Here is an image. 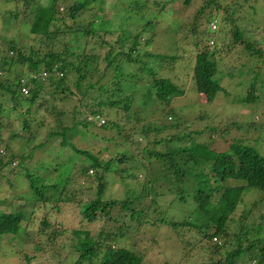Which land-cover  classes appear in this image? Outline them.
<instances>
[{
    "label": "trees",
    "instance_id": "obj_1",
    "mask_svg": "<svg viewBox=\"0 0 264 264\" xmlns=\"http://www.w3.org/2000/svg\"><path fill=\"white\" fill-rule=\"evenodd\" d=\"M0 1H15V7L6 11L8 19L15 21L22 19L23 15L27 16L29 20L31 19V32L37 38L36 43L28 45L10 40L7 43V51L0 54V124L3 122L5 111H8L7 116L14 112L16 118L10 122H19L18 131H15L14 135H21L27 141H32L39 137V131L43 127L42 118L37 119L35 114L41 109L52 112L58 123L51 124L48 137L61 136L62 146L70 145L75 152H81L85 159L80 163L78 172L89 177V170L95 171L97 182L95 195L88 201L79 200L73 192L68 195L65 191L70 176L65 178L64 175L57 173L60 169L59 164H56V168L51 172L43 173L36 169L38 162L33 166L28 164V159L33 158L32 151L29 155L15 151L8 142L12 135L6 139L0 137V192L3 179L8 181L9 187H15L16 178L12 176L20 175L25 178L32 193L29 199H22L17 195L0 199V235H10L1 238L0 255H4L1 246L3 243L7 245L19 239L25 243L37 237L34 233V221L40 212L39 224L44 228L41 232L45 233L46 229L50 228L49 242L57 241L62 231L51 222L55 217L54 211L61 210L64 203L76 201L79 202V211L85 220L94 222L102 214L103 217L110 219L109 222L116 223L118 231H107L103 227L99 236L93 238L89 231L73 230L76 236L71 251H75L76 255L72 264H144L145 254L141 255L124 245H113L118 237H128L134 228L135 231L139 228V225L141 227L144 224L156 223H166L176 229L181 226L197 228L199 235H202L199 241L208 240L207 248L214 253L212 264H264V155L259 151L258 145L252 144V141L264 134V123H259L258 119L248 122L233 120L231 125L242 130V133L235 135L228 149L221 150L213 146L214 137L211 136L218 131L217 124L207 125L202 129L194 128L190 135L198 137L210 134V141L195 140L192 137L185 147L184 144L180 146L182 140L178 134L169 132L178 126L172 119L173 117L175 119L172 111L163 119L152 120L153 115L157 116V113L146 111L148 106H152L153 102L150 104L152 100L158 106L159 103L169 102L171 98L182 93V89L170 77L159 75V71L156 70L160 64L158 60L161 58L165 62H174L179 57L183 59L184 55L150 51L148 47L156 33L154 26L148 36H143V32L153 24V20L150 19L142 28L139 26L137 29L130 22V19L134 18L131 11L145 6L140 1L135 0L133 8L129 7L127 9L129 12H124L122 18L126 21L119 24L115 23L114 19L119 18L120 13L116 12L114 18L103 13L106 0H47L46 4H42V0ZM171 1L155 3L158 9H161ZM183 1L184 6H188L193 0ZM62 3L66 4L63 9ZM20 4L24 5L23 11L19 8ZM212 4H218L217 7L220 8L219 0H204L199 13L204 12ZM237 6L236 3V6L231 8V13H238L240 8ZM248 7L250 11L247 12L250 16L253 13L255 15L257 10L255 6L249 3ZM137 13L141 14L139 11ZM250 16L247 20H251ZM208 17L211 24L216 14L211 12ZM225 19L233 21L229 17ZM216 22L219 23L218 19ZM114 23L116 28L113 26ZM218 29H212L211 26L209 28L214 33ZM262 30L264 38V26ZM232 34L235 41L240 40L252 54L250 56L256 60H253L251 65H245L247 71L252 72L253 80L246 94L242 96V101L252 105L263 103L264 91L258 84L260 82L263 84L264 80V68L261 65L264 64V48H257L254 42L244 39L240 24L232 27ZM198 39L196 44L199 45L201 38ZM220 42L216 34L209 35L208 43L197 52L193 64L192 78L197 90L204 94L208 102L213 101L223 90L221 76H218L221 74L220 61L217 59ZM109 70L111 73H108ZM145 71H148L151 80L144 85L146 87L142 96L144 100L140 104L143 108L141 110L137 108L139 113L137 111L135 113L131 108L137 107L138 104L134 101L131 89L139 86L140 77L135 79L136 75L138 77ZM107 76L109 82L105 83L103 80ZM128 83L130 93L125 90ZM23 87L27 88V93L23 91ZM96 92L109 94L106 99L103 96L96 97L97 101L88 105L86 99L89 100ZM75 96L71 111L73 122L69 125L64 122L66 111L60 109L58 103ZM83 107L87 111L81 110ZM115 107L121 108L124 112L123 116L116 120L105 118V122L98 125L97 121L89 118L90 115H102L105 109ZM78 115L81 118H78ZM172 115L173 117L169 118ZM147 118L148 121L143 122ZM93 126L101 128L102 136L96 132L97 136L95 138L91 136L92 140L99 145L101 140L108 139V146L103 149L109 154L118 145L119 137H126L125 142L138 146L142 144V140L154 137L153 146L145 144L141 148V153L147 155L152 163L151 167L149 165L147 167L145 162L144 166H140L146 168L144 184L152 185L151 188L148 187L143 194L133 193L130 189L127 195L107 199L103 197L107 180L100 169L108 172L113 166L112 163L116 161L129 163L130 165L123 167L120 172L123 173V178L133 177L130 169L135 161L132 163L131 161L136 157L130 150H124L103 163L90 148H77L76 140L67 136V132L79 127L93 133L90 131ZM107 127H111L110 130ZM164 130L166 134L160 137ZM103 132L110 135L106 136ZM135 135H138L137 139H134ZM100 137L102 139L97 142L96 139ZM176 139H179L180 143L170 146V143L177 141ZM148 141L150 142V139L147 143ZM1 144H4V147ZM16 161H19L18 165ZM156 162L160 165L155 166ZM162 169L167 170L164 177ZM164 180L170 185L167 192L178 194V200L182 203H187L190 198L195 204L192 212L183 221L157 216L163 199H159V194L153 192V189L155 184H162ZM252 188H257L260 196L249 209L243 210L238 219L236 216L244 202V194ZM220 190L222 193L217 197ZM256 214H259L258 221L253 219L254 224L247 222ZM127 218L134 224L129 225ZM239 221L241 223L238 225ZM210 227H214L215 230L210 232ZM251 228L256 232L252 233ZM232 235L235 237L236 246L227 250ZM214 237H217L216 241L213 240ZM219 238L220 242L217 241ZM245 242H248L246 246ZM38 244L47 254L48 245L44 242ZM223 249L225 253L222 252ZM21 251L23 248L16 253L19 255ZM221 254L224 256L221 257ZM26 257L30 262L28 253ZM214 257L217 259L214 260Z\"/></svg>",
    "mask_w": 264,
    "mask_h": 264
},
{
    "label": "rangeland",
    "instance_id": "obj_2",
    "mask_svg": "<svg viewBox=\"0 0 264 264\" xmlns=\"http://www.w3.org/2000/svg\"><path fill=\"white\" fill-rule=\"evenodd\" d=\"M137 1L142 2L145 6L139 10L134 9L131 11V15H133L134 18L132 17L133 19L131 18L130 22L137 29L139 26L142 28L150 19L153 20V24L148 26L143 32V36H148L151 34L152 27L154 26V31L156 33L152 38V43L149 44L148 48L150 51L162 54L179 53L178 55L180 56L184 55L183 59H180L179 57L174 62H165L163 59L159 58L158 63H160V66L158 65L156 67V70L160 73L159 75L170 77L182 89V93L171 98L169 102L165 101L164 103H159L158 106H156L154 100L150 99V101L152 100L150 104L153 102L152 106H148L146 109L147 112L154 111L157 113V116L153 115L152 120H156V118L159 120L163 119L168 115V112H173L175 119L173 115L169 116V118L173 117L172 119L178 126L169 132L178 134L179 137H181L180 140H182V143L179 142V139H176L177 141L170 143V146H174L179 142L180 146L184 144L186 147L188 140H192V137H194V134L190 135L191 132L194 131V128L202 129L203 127H207V125L213 126L217 124L219 126L218 131L211 135L214 137L213 146L224 150L229 148L235 135L242 133V130L236 129L235 125H231L232 122H234L233 120L248 122L249 120L258 119L259 123H264V102L252 105L251 103L249 104V102L242 101V96L246 94L247 89L250 88L253 80L252 72L247 71L245 65H251L256 61L254 60L255 57H251L250 55L252 54L250 51L247 50L240 40L235 41L232 34V27L236 24H240L244 39L254 42L257 48H264V38L262 36V29L264 26V0H256V2H254L255 0H250L249 2L245 0H219L220 8L217 7L218 4H212L201 13H199V9L203 5L204 0H193L188 6H184L183 0H172L161 9H158L155 1L164 0ZM41 2L42 4H46L47 0H42ZM135 2V0H106L104 5L105 11H103V13L112 18L115 17L116 12H118V14L120 13L121 16L114 19L115 23L119 24L126 21V19L122 18V15H124V12H129L127 9L129 7L133 8ZM236 3L238 5L237 7L240 9L238 10V13L233 14L231 13V8L236 6ZM249 3H252L257 9L255 15L253 13L250 16V13H248L250 11L248 7ZM14 5L15 1H0V54L7 51V43L10 40H16L20 44L26 43L27 45L37 42L36 35L31 32V19L29 20L25 15H23V18L20 20L13 21L8 19L6 11L14 8ZM65 5V3H62L61 9H63ZM19 8L23 11L24 5L20 4ZM212 9L215 11H212ZM138 11L141 14H138ZM211 12L216 14V18L219 22V29L217 28L218 30L215 33L209 30L212 25L210 24L208 15ZM100 13L101 12L99 11L98 14ZM248 16L251 17V20H247ZM226 17L233 19V21L226 20ZM216 18H214L212 22H216ZM253 19H256V21H253ZM110 21L112 22V20ZM115 23L113 26L116 28ZM212 34H216L221 41L219 44L221 47L217 59L220 61L219 69L221 70V74H218V76H221L223 90L218 93L213 101L208 102L204 94L197 90L195 81L192 77L196 54L208 43L209 35L211 36ZM197 38H201L203 41L200 40L199 45L196 44ZM261 65H263L264 68V64ZM110 71L111 70H109L108 73H111ZM137 78H139L138 87H134L135 89L132 90L130 88V83L125 87L127 93H130L129 88L131 89L134 101L138 104L137 107L131 108L133 112L137 111V108L138 110L143 108L140 104H142L144 100V97H142L144 89H146L144 85L150 82L151 76L148 71H145L143 74L138 75V77L136 75L135 79ZM108 79L109 76L105 77L103 82H109ZM258 87L264 91V80L263 84L261 82L258 84ZM108 94L109 93L100 94L96 92L93 97H90L89 100L86 99L85 102L88 103V105L92 104L97 101L96 99L98 98L96 97L103 96L104 99H106ZM75 98L76 96L58 103L59 108L66 111V115L64 114V122L69 125H72L73 122V114L71 111L74 107ZM5 105L7 106V104ZM81 110L84 111L85 107ZM104 111L105 113H103L102 116L106 119L112 118L116 120L124 114L123 110L117 107L111 109L107 108ZM7 112L8 111H5L3 122L0 124V137L6 139L12 135V139L8 142L11 143L15 151L22 152V154L26 155H29L32 151L33 158L28 159V164H30V166L39 163L36 166V169L41 170L43 173H49L56 168V164H59L60 169H58L59 171H57V173L64 175L65 178L70 176L65 191L68 195L73 192L81 201H88L95 195L97 183L94 176L95 171L92 172L90 169L89 177L82 176L80 172H78L81 167L80 163L84 162V155L81 152H75L73 150L74 148H71L70 145L66 147L62 146L61 136L52 135L48 137L51 124L58 123L57 118H55V115L52 112L41 109L35 114L37 119L42 118L43 127L39 131V137L32 141H27L26 138L21 135H14L15 131H18L19 122H10V120L16 118V115L14 112H10L9 116H7ZM78 118H81V116L78 115ZM147 121L148 118L143 120V122ZM107 128L110 130L111 127ZM90 131H93V133L84 131L79 127L78 129L75 128L70 130L69 133L67 132V136L72 140H76L77 148H90L93 153L98 155L103 163L107 162L111 157H116V154L119 151L124 150H130L136 157L135 160L132 159L131 161V163L135 161L130 169V173L131 175L133 174V177L123 178V173L120 172L123 167L126 165L129 166V163H118L116 161L115 163H112L113 166L110 171L104 172V169H100V172L106 176L107 180L103 196L104 198L107 199L127 195L129 194L130 189L133 190V193L143 194L148 190V187L151 188L152 185L145 186L144 181L146 175L144 173L146 168L143 169L140 166H144L143 162L146 163L147 167L148 165L150 167L152 166L147 155L141 153V148L145 144L153 146V136L148 138L150 139V142L148 141V143V139L142 140L140 146L135 143L130 144L125 142L126 137H119L118 140L120 141L118 145L114 147V151L109 154L108 152L105 153L103 149L108 146V139L101 140V137L97 138V142L101 140L98 145V143L91 138V136L94 138L97 136V134H95L96 132H99L98 134L102 136L101 128L93 126ZM113 133L115 134L116 131ZM187 133L189 136L186 135ZM165 134L166 131L164 130L159 136L161 137ZM104 135L109 136L110 134L106 132ZM209 135L210 134L199 135L198 137H194V139L210 141ZM137 138L138 135H135L134 139ZM73 144L75 145V143ZM252 144L258 145L259 151L264 155V134L260 138L255 139V141H252ZM1 145L4 147V144ZM101 149L103 150L102 152ZM43 159L44 161H41ZM16 162L18 165L19 161ZM155 164V166L160 165V163L157 162ZM166 172L167 170L165 169L161 170L163 177ZM12 177L16 178L17 185H15V187H9L8 181L3 179L0 199L14 197L16 195L21 196L22 199H29L32 196V193L25 178L20 175ZM154 186L153 192L159 194V199H163L161 201V207L158 208V217L183 221V219L194 209L195 204L190 198H188L189 201L187 203H182L178 200V194L167 192V190H169L167 187L170 186L168 181L164 180L162 184L157 183ZM164 191H166V193H164ZM248 191L249 192L244 194V202L239 207L236 216L238 219L243 210L249 209L253 202L258 199V196H260L257 188H252ZM221 193L222 190L219 191L217 197H219ZM79 210V202L70 201L62 204L61 210L54 211L55 217L51 219V222L55 223V227H58L62 231V234L59 235L57 241L53 242V240H51V243L49 242V232L51 229L48 228L45 233H42L44 231L42 229L44 228H41L39 224V217H41L40 212V215L36 217L34 221V233L37 234V237L33 239V241L30 240V242L25 243L20 239L14 243L10 242L7 245L3 243L1 246L4 255H0V264H72L75 261L74 255H76L75 251H71V245L75 242L74 236H76L73 234V230L82 229L83 232L89 231L90 236L93 238L99 236L103 227H105L107 231H118L116 223L109 222L110 219L103 217L102 214L99 216L100 218L98 220L88 222L82 217ZM151 214L156 215V213ZM258 216L259 214H256L254 217L251 216L247 222L250 221L249 223L252 222L254 224L253 219L258 221ZM127 219L129 225L134 224V222H131L130 218ZM81 222H83V224H81ZM240 223L241 221L238 222V225ZM23 226H25V223H23ZM137 227L138 226L136 225V228ZM237 228L238 227H236V230H238ZM252 229L253 228H251V232L255 233L256 231H252ZM214 230V227H210V232H213ZM4 236L10 235H0V241ZM201 237L202 235H199L197 228L181 226L176 229L172 225L166 223H156L154 225L144 224L141 227L139 225V228H137L136 231L134 228L128 237H118L113 246L124 245L132 248L141 255L145 254L144 264H212V255L214 253L211 252V249L209 250L207 248L206 242H208V240L199 241ZM220 239L221 238L217 241L220 242ZM213 240L216 241L215 238ZM37 241L41 243L44 242L45 245H48L46 247L49 249L47 254L43 252ZM234 241L235 237L232 235L231 243L227 245V250H231L236 246ZM135 243H137L136 246ZM247 244L248 242L244 243L245 246ZM22 248L23 251L18 255L16 252ZM11 251H14V253ZM224 251L225 249L222 250V252ZM27 253L30 256V262H28V258L26 257ZM220 256L223 257L224 254H221ZM216 259L217 258L214 257V260Z\"/></svg>",
    "mask_w": 264,
    "mask_h": 264
},
{
    "label": "built area",
    "instance_id": "obj_3",
    "mask_svg": "<svg viewBox=\"0 0 264 264\" xmlns=\"http://www.w3.org/2000/svg\"><path fill=\"white\" fill-rule=\"evenodd\" d=\"M211 27H212V29H217L218 28V23L217 22H212L211 23ZM23 91L24 92H28V90H27V88L26 87H23ZM89 118L90 119H94V120H97V121H99L100 123H103V122H105V118L104 117H102L100 114H96V115H90L89 116ZM215 238V240L217 239V237H214Z\"/></svg>",
    "mask_w": 264,
    "mask_h": 264
},
{
    "label": "clouds",
    "instance_id": "obj_4",
    "mask_svg": "<svg viewBox=\"0 0 264 264\" xmlns=\"http://www.w3.org/2000/svg\"><path fill=\"white\" fill-rule=\"evenodd\" d=\"M100 115H101V114H100ZM101 116H102V115H101ZM102 117H103V116H102ZM95 121H97V120H95ZM97 122H98V124H100V125L102 124V123H100L99 121H97ZM103 123H104V122H103Z\"/></svg>",
    "mask_w": 264,
    "mask_h": 264
}]
</instances>
